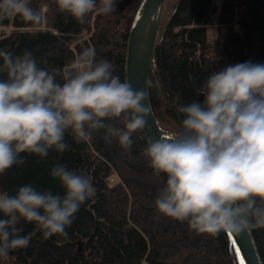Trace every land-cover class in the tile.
Returning a JSON list of instances; mask_svg holds the SVG:
<instances>
[{"label": "clouds", "instance_id": "9594fccd", "mask_svg": "<svg viewBox=\"0 0 264 264\" xmlns=\"http://www.w3.org/2000/svg\"><path fill=\"white\" fill-rule=\"evenodd\" d=\"M61 12L79 23L94 10L116 11L118 0H57ZM19 15L40 24L44 17L31 0H0V20ZM0 174L25 163L23 153L46 158L50 150L87 142L104 130L130 150L135 132L143 130L150 108L146 89L137 90L114 75V65L96 60L85 48L70 66L42 68L33 53L0 49ZM60 78L59 80L57 78ZM62 81V82H61ZM204 99L181 105L180 129L150 139L145 150L156 174L167 177L156 211L190 229L212 236L264 228V64L245 62L212 72L198 92ZM119 119L123 128L114 126ZM64 194L24 184L14 194L0 191V257L29 245L31 223L44 237L67 236L74 216L96 195L91 178L64 164L52 167Z\"/></svg>", "mask_w": 264, "mask_h": 264}, {"label": "trees", "instance_id": "16d2710c", "mask_svg": "<svg viewBox=\"0 0 264 264\" xmlns=\"http://www.w3.org/2000/svg\"><path fill=\"white\" fill-rule=\"evenodd\" d=\"M143 1L118 0L115 12L94 10L79 23L59 10L57 0H31L44 21L37 25L19 15L0 20V49L16 56L31 51L40 67L51 70L70 66L92 47L96 60L111 62L114 75L125 82L128 37ZM167 6L149 79L163 133L180 129L181 105L203 101L198 92L212 72L245 62L264 64V0H168ZM6 78L0 72V80ZM106 122L123 128L119 119ZM103 137L100 130L90 141L76 142L69 130L63 153L50 150L46 158L23 153V165L0 174V191L14 194L19 186L32 184L63 196L50 172L64 164L90 177L96 189L75 214L66 237L46 238L34 224L21 222V234L34 235L27 247L10 251L7 260L0 257V264H241L230 233L200 234L187 222L156 211L167 177L151 167L143 130L133 134L130 150L116 138L108 142ZM251 233L264 264V228Z\"/></svg>", "mask_w": 264, "mask_h": 264}, {"label": "water", "instance_id": "95a60500", "mask_svg": "<svg viewBox=\"0 0 264 264\" xmlns=\"http://www.w3.org/2000/svg\"><path fill=\"white\" fill-rule=\"evenodd\" d=\"M166 3L167 0H144L135 17L127 42L126 82L137 90L147 91L145 103L150 111L143 131L148 142L164 134L152 108L149 79ZM230 235L241 264H263L251 231L230 233ZM81 247L80 242L79 250Z\"/></svg>", "mask_w": 264, "mask_h": 264}, {"label": "rangeland", "instance_id": "374dc122", "mask_svg": "<svg viewBox=\"0 0 264 264\" xmlns=\"http://www.w3.org/2000/svg\"><path fill=\"white\" fill-rule=\"evenodd\" d=\"M166 5H167V3H166ZM43 11H46V8H44ZM169 12H170V10L168 9V6L167 7L165 6L164 12H163V17H162V26L164 25L165 21L167 20ZM10 30H11V28H6L4 31L9 32ZM112 181H113V178L110 180V182H112Z\"/></svg>", "mask_w": 264, "mask_h": 264}, {"label": "bare ground", "instance_id": "6f19581e", "mask_svg": "<svg viewBox=\"0 0 264 264\" xmlns=\"http://www.w3.org/2000/svg\"><path fill=\"white\" fill-rule=\"evenodd\" d=\"M161 29H162V25H161ZM158 41V40H157ZM158 120V119H157Z\"/></svg>", "mask_w": 264, "mask_h": 264}]
</instances>
